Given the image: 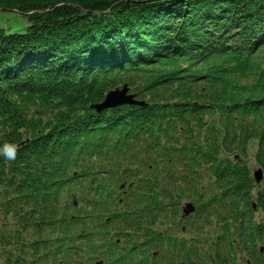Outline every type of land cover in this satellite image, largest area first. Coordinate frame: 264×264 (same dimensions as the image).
Listing matches in <instances>:
<instances>
[{
  "label": "trees",
  "instance_id": "obj_1",
  "mask_svg": "<svg viewBox=\"0 0 264 264\" xmlns=\"http://www.w3.org/2000/svg\"><path fill=\"white\" fill-rule=\"evenodd\" d=\"M0 10L28 20L0 28V147L19 145L15 161L0 156L1 264L106 259L104 223L91 229L93 211L75 201L151 223L160 195L192 197L201 212L209 195L225 217L244 205L250 173L236 157L256 143L264 169V0H0ZM124 86L145 105L93 108Z\"/></svg>",
  "mask_w": 264,
  "mask_h": 264
},
{
  "label": "flooded vegetation",
  "instance_id": "obj_2",
  "mask_svg": "<svg viewBox=\"0 0 264 264\" xmlns=\"http://www.w3.org/2000/svg\"><path fill=\"white\" fill-rule=\"evenodd\" d=\"M237 159L250 173L249 181L243 184L247 195L240 209L237 206V210L225 217L222 206L209 204L212 201L209 195L201 196L205 201L202 212L201 205L192 197L157 196L156 219L152 223L144 220L148 214L143 211L135 213L128 222L107 218L115 232L109 235L106 262L100 261L103 264H264V169L260 166L252 170L243 156ZM256 170L262 171L260 181L255 177ZM189 193L186 190V195ZM224 196L223 191L221 197ZM124 200L121 198L120 203ZM172 200H181L180 205L172 206L168 203ZM189 204L196 208L195 212H186ZM125 208L124 204L119 206L116 215L122 217ZM217 208L220 211L214 213L213 209ZM122 225L123 229L117 230ZM180 234L186 236L179 237Z\"/></svg>",
  "mask_w": 264,
  "mask_h": 264
},
{
  "label": "rangeland",
  "instance_id": "obj_3",
  "mask_svg": "<svg viewBox=\"0 0 264 264\" xmlns=\"http://www.w3.org/2000/svg\"><path fill=\"white\" fill-rule=\"evenodd\" d=\"M27 26H28V20H27L26 16H24L18 12H14V11H2V10H0V28L6 30L9 33H12V32L24 31ZM257 151H258V144L252 143L247 149V154L241 155L244 157V162L247 163L249 166H251L252 170L255 167H260L257 164V155H256ZM74 193H76V192L74 191ZM119 193L120 192L117 191V194H119ZM90 199H92V198L90 197ZM74 205H76L75 206L76 209H81V210L85 209V213H86V209L88 211H91V210L93 211V217L87 218L90 225L93 223V221H94V223H97V225L104 223L103 224L104 226L102 229L105 232H107V235L114 234L115 230H112V227L109 225L108 220H107V218H109V216H111L110 212H105L102 215L101 212L99 211L100 207H98L96 204H94L93 207H89L86 203L81 202V201H77ZM111 208L113 210L114 206L112 205ZM111 208H109V209H111ZM74 211L75 210H73V212ZM92 227L94 228V226L91 225V229H92ZM182 236H186V235L185 234L179 235V237H182ZM108 242L106 243V250H107ZM0 247H1V244H0ZM96 257H97L96 261L104 260L106 262V260H107V258L105 259V256H103L104 258L101 257V255H100V257L98 255ZM96 261H92L91 264H95Z\"/></svg>",
  "mask_w": 264,
  "mask_h": 264
},
{
  "label": "water",
  "instance_id": "obj_4",
  "mask_svg": "<svg viewBox=\"0 0 264 264\" xmlns=\"http://www.w3.org/2000/svg\"><path fill=\"white\" fill-rule=\"evenodd\" d=\"M125 105L144 106L145 103L137 100L136 96L130 93L128 86H124L122 88H117L115 90L110 91L106 95L104 102L93 106V108L97 112H102ZM261 176H262V171L257 170L255 172V177L258 181L261 180ZM195 210L196 208L192 204L187 205V209H186L187 213H193L195 212ZM98 264H103V263H98Z\"/></svg>",
  "mask_w": 264,
  "mask_h": 264
},
{
  "label": "clouds",
  "instance_id": "obj_5",
  "mask_svg": "<svg viewBox=\"0 0 264 264\" xmlns=\"http://www.w3.org/2000/svg\"><path fill=\"white\" fill-rule=\"evenodd\" d=\"M19 153V145L15 143H5L0 147V156L8 161H15Z\"/></svg>",
  "mask_w": 264,
  "mask_h": 264
}]
</instances>
